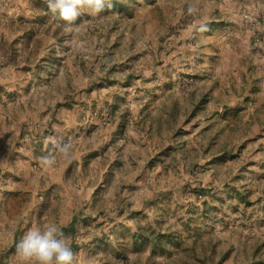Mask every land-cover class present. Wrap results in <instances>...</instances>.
<instances>
[{
  "label": "rangeland",
  "instance_id": "rangeland-1",
  "mask_svg": "<svg viewBox=\"0 0 264 264\" xmlns=\"http://www.w3.org/2000/svg\"><path fill=\"white\" fill-rule=\"evenodd\" d=\"M116 1L0 0V264L72 219L74 264H264V0Z\"/></svg>",
  "mask_w": 264,
  "mask_h": 264
},
{
  "label": "clouds",
  "instance_id": "clouds-1",
  "mask_svg": "<svg viewBox=\"0 0 264 264\" xmlns=\"http://www.w3.org/2000/svg\"><path fill=\"white\" fill-rule=\"evenodd\" d=\"M51 12L59 13L65 27L71 29L76 19L81 15L82 8H89L94 14H98L106 7H112L111 0H46ZM197 9L191 5L188 13L192 14ZM60 153L66 158L70 155V145H61L54 141ZM55 163L54 156L41 158L44 167H50ZM16 254L24 264H74L75 252L72 249L71 237L63 232V226L55 222L34 223L21 236L16 245Z\"/></svg>",
  "mask_w": 264,
  "mask_h": 264
},
{
  "label": "trees",
  "instance_id": "trees-1",
  "mask_svg": "<svg viewBox=\"0 0 264 264\" xmlns=\"http://www.w3.org/2000/svg\"><path fill=\"white\" fill-rule=\"evenodd\" d=\"M111 2H112V6H114V7H118V9H119V7H120V3L119 2H117L116 0H111ZM40 2H37L36 3V6H37V8H40L41 9V6L43 5V7L42 8H44V9H47L48 8V4H47V2H45V3H43L42 5H40L39 4ZM106 9H107V7L104 9L105 11H106ZM59 18H60V16H59ZM61 19V18H60ZM72 231H74V219H72L71 220V222L69 223V225L66 227V228H64L63 229V232L64 233H67V232H72ZM137 236H131V237H133V238H135V237H138L139 239H142L143 241H145V239H146V237L143 235V233H141V234H136ZM155 238H153V242H159L158 241V235H156V236H154ZM16 243H13L8 249H7V251H6V253H11V252H14V251H16ZM132 246H135V241L133 240L132 241ZM160 247H161V249H162V246L160 245ZM121 255H122V253H121ZM117 256H120V253H118L117 252Z\"/></svg>",
  "mask_w": 264,
  "mask_h": 264
},
{
  "label": "crops",
  "instance_id": "crops-1",
  "mask_svg": "<svg viewBox=\"0 0 264 264\" xmlns=\"http://www.w3.org/2000/svg\"><path fill=\"white\" fill-rule=\"evenodd\" d=\"M262 50H263V53H264V48Z\"/></svg>",
  "mask_w": 264,
  "mask_h": 264
}]
</instances>
